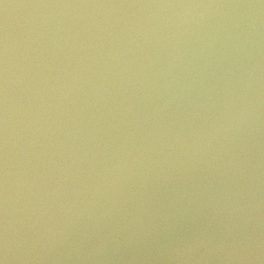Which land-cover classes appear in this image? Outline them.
<instances>
[{
  "label": "water",
  "instance_id": "1",
  "mask_svg": "<svg viewBox=\"0 0 264 264\" xmlns=\"http://www.w3.org/2000/svg\"><path fill=\"white\" fill-rule=\"evenodd\" d=\"M0 264H264V0H0Z\"/></svg>",
  "mask_w": 264,
  "mask_h": 264
}]
</instances>
